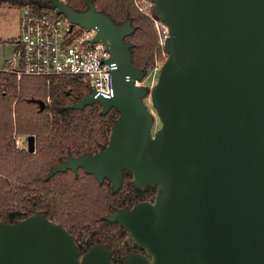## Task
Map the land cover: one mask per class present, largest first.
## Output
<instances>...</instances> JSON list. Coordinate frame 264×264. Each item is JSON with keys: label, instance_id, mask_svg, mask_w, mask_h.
Wrapping results in <instances>:
<instances>
[{"label": "water", "instance_id": "obj_1", "mask_svg": "<svg viewBox=\"0 0 264 264\" xmlns=\"http://www.w3.org/2000/svg\"><path fill=\"white\" fill-rule=\"evenodd\" d=\"M149 1L168 28L167 58L151 88L160 122L153 134L149 91L136 84L145 75L125 40L131 20L118 25L89 0L84 11L60 0L43 7L93 29L116 64L112 97L90 94L68 109L119 113L98 154L50 173L81 166L118 189L127 170L135 187H156L152 203L106 218L144 250L125 264H264V0ZM79 254L45 216L0 222V264H114L102 244Z\"/></svg>", "mask_w": 264, "mask_h": 264}, {"label": "trees", "instance_id": "obj_2", "mask_svg": "<svg viewBox=\"0 0 264 264\" xmlns=\"http://www.w3.org/2000/svg\"><path fill=\"white\" fill-rule=\"evenodd\" d=\"M54 0H0V4L24 7L33 6L36 10H41ZM94 3L97 11L108 15L116 24L131 20L133 32L125 37V40L132 44L130 50L132 63L140 67L144 75L154 61L153 50L157 43L155 29L152 23L139 13L131 0H89ZM76 11H84L87 8L86 0H64ZM149 24L153 27L150 30ZM147 25L149 27H147ZM0 83L11 89V95L2 96L0 94V222L15 223L20 219L33 215H42L49 220L56 222L78 240V248L81 252H87L96 244H104L107 249L113 248L114 253L111 261L114 264L122 261L129 253L126 248L119 249L118 241L122 242L127 232L115 222L107 221L105 215L110 211L104 209L102 203L97 202H71L57 201L53 204L38 205L33 199H24L21 190L13 186L14 175L18 179L17 168L27 161V157L22 152L15 150L11 137L16 129V133L23 135H37L43 137L49 131L50 120L55 121L53 136L48 148L46 142L42 140L44 149H55L51 143L54 140L64 138L71 139L72 146L83 148L77 143L83 141L92 146L105 144L112 125L119 117L116 110L102 115L101 109L97 105L87 106L82 110L68 109V107L79 102L87 94L85 85L69 77H22L19 82L13 76H0ZM18 89V93L16 90ZM37 101L44 103L43 111L39 110ZM14 105V110L12 106ZM13 112L16 120H13ZM15 128V129H14ZM43 135V136H42ZM65 142V141H64ZM59 147L58 149H60ZM71 149V146L68 147ZM22 161V162H21ZM18 164V166H17ZM3 174L7 178L2 177ZM32 175L23 179L29 184L32 183ZM15 189V190H14ZM64 195L68 189H55ZM17 206V209L14 208Z\"/></svg>", "mask_w": 264, "mask_h": 264}, {"label": "built area", "instance_id": "obj_3", "mask_svg": "<svg viewBox=\"0 0 264 264\" xmlns=\"http://www.w3.org/2000/svg\"><path fill=\"white\" fill-rule=\"evenodd\" d=\"M131 1L136 10L153 22L159 45L164 49L168 28L154 14L153 4L149 0ZM20 8V32L12 59L1 68L3 73L14 76L18 82L25 76L71 77L88 87L95 98L114 95L112 71L116 64L108 62L111 56L104 43L93 41V29L72 24L52 8ZM136 84L139 86L140 82Z\"/></svg>", "mask_w": 264, "mask_h": 264}, {"label": "flooded vegetation", "instance_id": "obj_4", "mask_svg": "<svg viewBox=\"0 0 264 264\" xmlns=\"http://www.w3.org/2000/svg\"><path fill=\"white\" fill-rule=\"evenodd\" d=\"M87 95H90V91L89 93L87 92L85 97H87ZM42 109L39 108L41 112L43 111ZM55 121L63 120L52 118L48 127L49 131L45 133L44 136L42 135L43 137H39L36 134L25 135V138L19 141L18 145H16L15 150L18 153L22 152L27 157V161H24L23 165L18 166L17 164L18 179H16L14 175H12L11 177H14L13 183L16 185L17 190L25 192L23 193L24 199L28 201L33 199L38 205L53 204L57 201H66L67 199L71 202L73 201L79 203L90 201L102 203L104 209L110 211L107 215H105V218H107L108 215H111L114 212H118L124 209H131L132 207L143 202L152 203L154 201L156 196V187H135L132 175L127 170H124L122 172V182L118 189H114L113 182L108 177H104L103 180L100 181L93 174L87 173L81 166H76L75 169L68 168L63 171H54L53 173H50L55 168L61 166L64 163H67L71 157L73 159H77L86 155L95 156L102 150L103 146L106 147L108 141L107 139L104 145L99 144L98 146L95 143L94 145L89 146L90 144H88V141L87 143L81 141L77 144L84 147L76 148L72 146L73 142L71 141V139L69 140L67 138H64L62 142L60 140H54L51 143V145L54 146L55 149L46 150L44 149V146L41 145V141L49 140L45 144L48 148L50 140L52 141L51 138H53V136L55 135L51 133V131L54 129L53 123H55ZM29 138H32V150L30 149L31 146L29 143ZM70 146L71 149L68 148ZM59 147L61 148L58 149ZM28 174L32 175L31 184L23 179V177L28 176ZM2 177L6 179L7 175L3 174ZM7 181H10V179L7 178ZM61 188L68 189V191L64 195H62L55 190ZM29 193H31L30 196H28ZM72 238L74 239V242L76 243L78 248V240L76 241V238ZM120 243L122 244V247L118 245L117 248L122 249L128 246L127 248H129L130 250L127 256L122 258L123 260L117 262V264H125L127 257L132 254H144V250L142 248H138L137 246H135L128 232L122 242L118 241V244ZM125 244H127L126 247H124ZM104 246L106 247V245ZM108 250L110 252V258L113 257L112 255L114 253V249L111 248V250ZM79 251V257L83 256V254L86 253L81 252V250Z\"/></svg>", "mask_w": 264, "mask_h": 264}, {"label": "rangeland", "instance_id": "obj_5", "mask_svg": "<svg viewBox=\"0 0 264 264\" xmlns=\"http://www.w3.org/2000/svg\"><path fill=\"white\" fill-rule=\"evenodd\" d=\"M18 12H20L19 9L15 8L14 9V12H12V16H7L6 13H3V11L0 10V29L3 28L4 29V33H5V34H2V32H1L0 33L1 35H6L7 38H10L11 36H14L15 35L16 30H17V26H16L15 19H16V15H17ZM148 20L153 25V22L150 19H148ZM152 25L149 24V26L151 28L150 30L153 32ZM149 26L147 25V27H149ZM155 35L157 37V43H156V46H155V48L153 50L154 61H153V64L151 65V67L147 70V72H148L147 75L140 82V85L143 86V87H145L149 91V95L143 99V103L148 108V110L152 113V115L154 117V122H153V125L154 126L152 128V134L158 129V127L160 126V122L157 119V115H156V111H155L154 107H152V102H151V91L152 90H151V88L156 84L157 78H158V75H159V69H160L161 65L163 64V62L167 58V54H163L164 49L159 45V37L157 36L156 33H155ZM88 90L89 89L87 88L86 91L89 93ZM17 91H18V89L16 90V92ZM10 93H11V89L7 88L5 84H1L0 83V94L2 96H7V95H11ZM13 108H14V105L12 106V110H14ZM15 116L16 115H14V112H13V120L14 121L16 120V117ZM23 138H25V135L19 134V133L17 134L16 133V129H15V131H14L12 137H11V140L14 142V146L16 147V145H18L16 143V141H18V140L20 141ZM13 186L16 187V185L14 183H13ZM30 195H31V193L28 194V196H30ZM14 208L17 209V206L14 205ZM118 245L120 247H122V244L121 243L118 244Z\"/></svg>", "mask_w": 264, "mask_h": 264}, {"label": "crops", "instance_id": "obj_6", "mask_svg": "<svg viewBox=\"0 0 264 264\" xmlns=\"http://www.w3.org/2000/svg\"><path fill=\"white\" fill-rule=\"evenodd\" d=\"M15 8L19 9V11H20V12L17 13L16 19H15L16 26H17V30H16L15 35L14 36H11L10 38H7L6 35H1L0 34V76H1V74L3 76H7V77L8 76H11V75H6L5 73H3L1 71V68L3 67L4 63L8 59H12V57H13V53H14V42H15V39L19 35V32H20V23H19V20H20V15H21V8L20 7H18V6H11V5H8V4H0V10L3 11V13H6L7 16H12V12H14V9ZM1 32H2V34H5L3 28L0 29V33Z\"/></svg>", "mask_w": 264, "mask_h": 264}]
</instances>
